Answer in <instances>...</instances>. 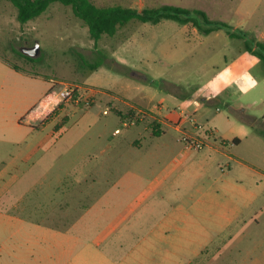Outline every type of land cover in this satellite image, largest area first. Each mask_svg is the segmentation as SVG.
Segmentation results:
<instances>
[{"label": "rangeland", "instance_id": "rangeland-1", "mask_svg": "<svg viewBox=\"0 0 264 264\" xmlns=\"http://www.w3.org/2000/svg\"><path fill=\"white\" fill-rule=\"evenodd\" d=\"M91 2L198 8L264 42V0ZM16 14L9 0H0V82L8 106L0 125L11 132L20 121L30 142L6 147L0 158L9 162L7 199L17 203L9 211L24 218L25 232L66 233L67 242L59 235L52 242L57 248L67 243L73 264H264V63L245 50V40L223 30L200 35L172 20L131 19L94 43L70 6L53 2L25 23ZM34 42V60L18 54ZM245 72L256 86L242 93L235 81ZM58 81L99 92L87 105L58 100L50 122L30 127L29 109L58 92ZM141 97L167 122L194 117L200 130L213 131L209 141L224 156L205 147L183 158L180 133L164 125L155 137L134 126L133 109L143 111L138 121L155 117L138 104ZM51 130L54 136L24 160ZM232 135L240 141L233 143Z\"/></svg>", "mask_w": 264, "mask_h": 264}, {"label": "crops", "instance_id": "crops-1", "mask_svg": "<svg viewBox=\"0 0 264 264\" xmlns=\"http://www.w3.org/2000/svg\"><path fill=\"white\" fill-rule=\"evenodd\" d=\"M206 14L208 15L207 12ZM209 18L213 20L223 21V20L212 18L210 16ZM191 29L193 32H197L195 28L191 27ZM218 31H215L212 33H216ZM260 35L262 34H258V37H260ZM0 58L5 61L4 58L2 57ZM2 84L3 82H0V112H2L3 108L8 107L6 106V104H3V100L7 98V90L5 87H3ZM51 92L52 91L47 92L44 95V97L39 100L38 104H36L35 106H32L29 109L27 123L30 125V127L38 128L40 125L44 126V124L50 122L48 121V116L52 112L53 107L55 105L53 104V102H51V99H50ZM102 94H103L102 96H104V98L106 99V96L108 94L107 93H102ZM155 94L154 93L152 94L149 92L147 93V95H151V97L154 96ZM184 98L189 100L190 96L183 95V99ZM138 99H139L138 104L146 106L153 116H155L156 118L158 116V119H155L154 117L150 120L136 121L133 123V125L136 126L137 128L140 127L144 131H146L148 134H150V136H155V137H159L161 136V134L164 133V129H163L164 125L180 133L183 136L182 139L184 140L189 136H200L205 143L204 147L201 150H203L205 147H208V150L211 153L222 154L224 156V153L215 145V142L213 141V143H210L209 141L210 136L213 135V131L208 130V129H205L203 131L200 130L198 124L195 122L196 120L194 117H191L189 114H185L189 117L185 121H181V122L180 121L179 122L168 121L167 122L165 121L166 119L163 120L159 116L160 111L157 110L151 104V100L147 99L146 97H141ZM107 104L111 105L113 103L107 102ZM158 108L160 109V107ZM113 109L117 112L118 115L122 114V112L120 110H117L115 107H113ZM132 112L134 111L132 110ZM196 114L197 113H195L194 115ZM190 119L193 120V124L190 122L191 121ZM152 120H154L157 123L156 127H158L159 129L158 134H153L151 132L150 123ZM23 125L24 124L21 123L20 121L16 122L15 126L11 128V132H9V129L7 130L6 127H2L0 125V153L3 151V149H6V147L10 145L15 146L16 149H21L24 143L28 144L30 142L29 141L26 143L25 138H23V136L21 135L22 130H23ZM59 128L60 127H57V129ZM19 132H20V136H19ZM53 136H54V131L51 130L48 134L45 135L43 139L37 142L35 146H33L28 151L26 156H24V160L28 159L31 155H33L41 145L49 141L51 137ZM31 137L33 138V136ZM176 141L181 142L182 140L177 139ZM231 141L233 143H237L240 141V138L232 135ZM133 144L137 146L140 145L138 140L133 141ZM201 150H188L185 148V145H184V147L181 149V155L183 158L185 157L191 158L193 156L194 157L196 156L194 155V153H199V151ZM1 155L2 154H0V156ZM7 156L9 157V155ZM11 157H14V155ZM0 159H1V163H0V264H73L72 251L71 249L68 248L67 243L63 244L60 248H57L56 244L52 242V240L56 239L58 235L60 237H64V241L67 242L68 235L66 233L57 232L55 230L53 231L51 229H48V231L45 230L43 233H39V234L26 233L24 229L25 223H26L24 218L22 216H19L18 213L9 211V208L16 209L17 203H14L7 199L9 196L8 195L9 190L7 187L8 183L5 182L4 177L6 174L9 173L8 171L9 162L7 161L3 162L2 161L3 159L2 158ZM186 167L187 169H189L187 173L190 174V177H192L193 175H196L194 164L190 162V164L187 165ZM172 175L173 173H170L171 177ZM164 178L166 179L165 175L162 176V180ZM157 182H159V180L158 178H155L153 183L155 184ZM197 200L200 201L201 197H199ZM36 225H40V224L37 223ZM112 228H113L112 226L107 227L104 231L108 233L109 230ZM46 239L49 240V246L42 247L40 244V241L46 240Z\"/></svg>", "mask_w": 264, "mask_h": 264}, {"label": "trees", "instance_id": "trees-1", "mask_svg": "<svg viewBox=\"0 0 264 264\" xmlns=\"http://www.w3.org/2000/svg\"><path fill=\"white\" fill-rule=\"evenodd\" d=\"M9 1L16 8V18L21 23H25L37 17L53 2H59L62 5L70 6L73 14L86 24L89 36L94 43L97 42L102 34L108 36L114 35L118 26L125 25L131 19L152 24H156L163 19L172 20L182 25L190 24L200 35H208L212 32L223 30L230 39L245 40V50L264 63V42L249 37L244 31H235L230 25L223 21L209 18L205 11L198 8H188L170 4H162L157 7H143L141 9L121 5L99 7L94 5L90 0ZM18 54L22 55L27 60H34L20 52H18ZM100 56L103 58V55ZM99 63L95 62V64L90 65V67L92 69L96 68ZM12 67L17 69L15 66ZM120 116L122 119L124 118V114ZM136 121H138V119H136ZM156 125L157 123L152 120L150 127L153 134H158L159 129Z\"/></svg>", "mask_w": 264, "mask_h": 264}, {"label": "built area", "instance_id": "built-area-1", "mask_svg": "<svg viewBox=\"0 0 264 264\" xmlns=\"http://www.w3.org/2000/svg\"><path fill=\"white\" fill-rule=\"evenodd\" d=\"M57 85H59V91L55 93H50V99L53 104H56L58 100L61 101H69L74 106L79 105H87L89 102L93 101L96 94L99 92L96 89H90L86 86L69 82V81H58ZM133 118L130 119V123H134L136 119L143 114L141 109H133ZM103 114L107 113L106 109H103ZM185 118L187 115H184ZM193 123V120L190 119ZM185 148L188 150H201L204 147V141L200 136H189L185 140Z\"/></svg>", "mask_w": 264, "mask_h": 264}, {"label": "clouds", "instance_id": "clouds-1", "mask_svg": "<svg viewBox=\"0 0 264 264\" xmlns=\"http://www.w3.org/2000/svg\"><path fill=\"white\" fill-rule=\"evenodd\" d=\"M240 81H245V82H249L250 81V84L247 87H245L244 84H241ZM235 83H237V86L239 87V89H240V91L242 93H247L249 88L256 86L255 79H253L251 74L247 73V72H245V74L242 77H240L239 80L235 81Z\"/></svg>", "mask_w": 264, "mask_h": 264}, {"label": "water", "instance_id": "water-1", "mask_svg": "<svg viewBox=\"0 0 264 264\" xmlns=\"http://www.w3.org/2000/svg\"><path fill=\"white\" fill-rule=\"evenodd\" d=\"M20 52L30 58H35L39 52V45L37 42H34L32 46H22Z\"/></svg>", "mask_w": 264, "mask_h": 264}, {"label": "flooded vegetation", "instance_id": "flooded-vegetation-1", "mask_svg": "<svg viewBox=\"0 0 264 264\" xmlns=\"http://www.w3.org/2000/svg\"><path fill=\"white\" fill-rule=\"evenodd\" d=\"M26 43H24V45H25ZM25 46H27V45H25Z\"/></svg>", "mask_w": 264, "mask_h": 264}]
</instances>
